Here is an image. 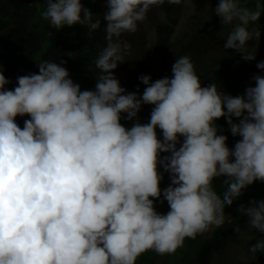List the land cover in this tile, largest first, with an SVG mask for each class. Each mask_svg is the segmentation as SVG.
<instances>
[{
	"label": "clouds",
	"instance_id": "1",
	"mask_svg": "<svg viewBox=\"0 0 264 264\" xmlns=\"http://www.w3.org/2000/svg\"><path fill=\"white\" fill-rule=\"evenodd\" d=\"M103 2L102 19L82 0H47L41 12L57 30L79 24L92 33L103 24L94 89L82 90L65 60L41 61L39 72L18 76L14 89L5 87L11 81L0 66V264H137L150 250L173 254L186 238L231 223L226 206L264 182V75L233 96L215 81L203 86L184 55L171 76L141 75L143 93L129 92L113 71L130 54L120 37L135 33L165 0ZM252 5L219 0L214 7L229 29L224 48L245 61L256 59L264 15V0ZM256 66L264 70V61ZM146 104L154 107L142 123ZM18 116L30 117L23 128ZM222 117L240 137L233 147L216 123ZM165 173L170 183L162 188ZM158 200L167 202L166 213ZM237 211L264 234V199ZM249 251L264 252V237Z\"/></svg>",
	"mask_w": 264,
	"mask_h": 264
},
{
	"label": "trees",
	"instance_id": "2",
	"mask_svg": "<svg viewBox=\"0 0 264 264\" xmlns=\"http://www.w3.org/2000/svg\"><path fill=\"white\" fill-rule=\"evenodd\" d=\"M183 1L173 5L165 0L163 5L150 9L147 18L154 25V39L126 32L132 50L130 54H125V62L113 70L121 86L129 92L142 94L146 85L139 80L141 75H150L153 81L171 76L172 65L184 55L192 58L203 86L215 81L221 85L222 91L233 96L242 95L247 87L255 86L252 77L264 75V70L256 66L264 61V15L257 22L261 37L256 59L245 61L242 54L223 46L229 29L223 28L220 17L214 13L219 0H194L195 10L180 20ZM82 3L94 12L95 17L102 19L106 10L103 0H82ZM46 7L47 0H0V66L11 81L5 87L14 89L18 76L38 73L37 64L41 61L59 63L65 60L67 63L63 66L69 69L71 78L81 85L82 90L94 89L97 82L95 74L99 71L94 61L106 46L103 24L101 29L92 33L79 24L57 30L41 17ZM156 12H162L163 16H157ZM250 44L255 45L256 42L251 41ZM153 107L143 105L138 114L142 123L148 122ZM29 118L18 116L16 119L23 128L24 121ZM122 123L131 127L134 121L122 120ZM216 123L222 126L221 134L228 136L229 147H233L237 137L229 131L226 118L222 117ZM157 131L162 138L160 130ZM169 183L165 173L161 187H167ZM214 185L218 192L222 191L219 179L214 181ZM253 198L264 199V182H254L233 205L226 206L225 214L231 223L226 220L223 226L211 230L210 234H198L195 239L186 238L184 246L173 254L161 256L150 250L138 258L137 264H220L232 244L244 249L248 264H264V252L253 255L249 251L250 246L264 234L249 228L248 218L237 211L240 204L247 205ZM156 207L162 213L169 210L166 201L161 204L158 200ZM236 226L240 227V233L235 231ZM244 234L246 237H243Z\"/></svg>",
	"mask_w": 264,
	"mask_h": 264
},
{
	"label": "rangeland",
	"instance_id": "3",
	"mask_svg": "<svg viewBox=\"0 0 264 264\" xmlns=\"http://www.w3.org/2000/svg\"><path fill=\"white\" fill-rule=\"evenodd\" d=\"M195 10L194 7V0H184L183 1V5H182V9L180 11L179 14V18L180 20H183L189 13H192ZM157 16H163L162 12H156ZM138 36H143L145 37V39H154V25L152 23V21L148 18H146L145 21L140 22L138 24V30L136 31ZM125 35L127 33H124ZM123 35V34H122ZM126 40H128L130 42V45L132 47V43L129 40L128 36H125ZM129 52H131L129 50ZM240 137H237V139H235L236 143L237 140H239ZM211 230L206 232L210 234ZM243 237H246V235L244 234ZM220 264H248L247 261L245 260V251L244 249L240 246V245H229L227 250H226V256L224 257V259L220 262Z\"/></svg>",
	"mask_w": 264,
	"mask_h": 264
},
{
	"label": "built area",
	"instance_id": "4",
	"mask_svg": "<svg viewBox=\"0 0 264 264\" xmlns=\"http://www.w3.org/2000/svg\"><path fill=\"white\" fill-rule=\"evenodd\" d=\"M122 45H126V50L125 52H129L130 50V43L128 40H126L123 36L120 37Z\"/></svg>",
	"mask_w": 264,
	"mask_h": 264
}]
</instances>
